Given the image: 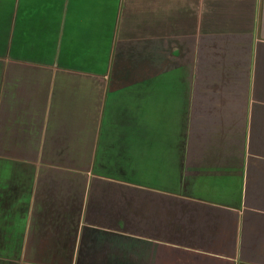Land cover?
<instances>
[{"label": "crops", "instance_id": "0c3cea01", "mask_svg": "<svg viewBox=\"0 0 264 264\" xmlns=\"http://www.w3.org/2000/svg\"><path fill=\"white\" fill-rule=\"evenodd\" d=\"M263 0H0V264H264Z\"/></svg>", "mask_w": 264, "mask_h": 264}, {"label": "water", "instance_id": "95a60500", "mask_svg": "<svg viewBox=\"0 0 264 264\" xmlns=\"http://www.w3.org/2000/svg\"><path fill=\"white\" fill-rule=\"evenodd\" d=\"M260 35H261V38L264 40V0H263V8H262Z\"/></svg>", "mask_w": 264, "mask_h": 264}]
</instances>
